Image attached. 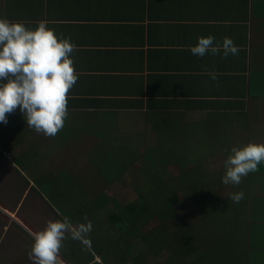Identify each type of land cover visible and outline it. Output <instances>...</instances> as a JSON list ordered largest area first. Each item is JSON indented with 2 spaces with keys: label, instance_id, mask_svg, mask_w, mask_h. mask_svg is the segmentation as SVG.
I'll return each instance as SVG.
<instances>
[{
  "label": "crops",
  "instance_id": "1",
  "mask_svg": "<svg viewBox=\"0 0 264 264\" xmlns=\"http://www.w3.org/2000/svg\"><path fill=\"white\" fill-rule=\"evenodd\" d=\"M0 17L31 28L47 21L58 35L70 37L78 46L72 58L79 73L69 90L65 127L54 138L30 129L18 109L0 123V168L10 167L15 175L9 181L0 175V264H34L28 256L31 233L64 215L74 225L86 216L93 227L91 251L76 240L64 241L63 264H103L104 240L112 235L104 227L105 192L121 178L119 164L114 173L110 164L120 159L121 149L143 159L148 151L158 154L160 146L165 154L159 158L215 161L208 174L217 177L218 196L244 192L239 203L228 199L233 216L221 224L222 236L204 238L188 257L205 253L219 264H264V163L239 187L222 183V162L232 146L264 142V0H0ZM207 35L216 44L230 37L241 51L227 58L222 50L193 55L190 47ZM208 73H216L217 81ZM28 145L50 158L65 152L64 158L91 160L87 166L103 158L106 165L97 168L102 181L86 183L83 204L72 200L65 214L61 188L75 192L73 182L49 187L48 171L36 168L37 158L44 159ZM19 152L28 172L17 160ZM190 207L187 201L177 208L178 221ZM238 230L244 246L235 254L228 244ZM224 231L227 242L220 244ZM113 256L108 263L126 261ZM188 257L178 263H189Z\"/></svg>",
  "mask_w": 264,
  "mask_h": 264
},
{
  "label": "clouds",
  "instance_id": "2",
  "mask_svg": "<svg viewBox=\"0 0 264 264\" xmlns=\"http://www.w3.org/2000/svg\"><path fill=\"white\" fill-rule=\"evenodd\" d=\"M77 50L70 37L58 35L47 21H38L31 28L22 21L0 17V123L7 124L8 115L18 109L30 129L54 138L65 127L69 90L79 79L72 58ZM189 50L201 58L208 53L217 55L221 50L227 58L241 51L230 37L225 36L222 44H216L212 35L198 37ZM208 74L217 81L216 73ZM222 163V183L239 187L244 177L258 171L264 163V142L232 146ZM243 198V191L228 195L234 203ZM85 221L74 225L67 215L49 219L45 227L31 233L29 259L34 264H63L60 252L67 239L76 240L84 250L91 251L93 225L86 216Z\"/></svg>",
  "mask_w": 264,
  "mask_h": 264
},
{
  "label": "rangeland",
  "instance_id": "3",
  "mask_svg": "<svg viewBox=\"0 0 264 264\" xmlns=\"http://www.w3.org/2000/svg\"><path fill=\"white\" fill-rule=\"evenodd\" d=\"M29 148L33 151V154L41 155L44 159V162L41 163L40 158H37L36 161L40 164L36 166V168H38L39 171H45V169L48 171L46 179L49 187L55 188L65 185V181H67L68 186L70 182H73V189L70 190H75V192H68V187L66 189L64 188L65 186L61 188L62 194L66 197L64 200H60L63 204L60 209L65 214H68V209L65 208V206L72 200L78 203L77 205L83 204L86 192L80 191L86 187V183H97L102 181V176L99 175L100 169L98 170L97 168L106 165L103 162V158L94 159V165L87 166L85 163L91 162V160L82 159V157L64 158L68 154L65 152L59 154V158H50L46 154L37 153L32 145H30ZM204 150L207 149L205 148ZM157 152L160 156L165 154L162 146H160ZM125 153L126 151L121 149L120 159H116V163H114V161L110 164L114 169L112 173L117 170L119 161L125 163L129 167V171H127L126 176L119 178L110 192H105L107 198V202L103 209L105 212H109L113 209L116 211L120 210L122 208L120 202L125 198V191L133 190L136 188V185L140 186L138 184L142 183V181L143 183L138 193H140L142 189L149 203L154 204L160 201L163 202L165 199L163 198L162 200V194L160 191L158 192L157 189L159 187L158 182H160V178L166 182L165 188H168V192L173 194L180 193V201L176 205V208L180 209L182 204L187 201L192 203V207L187 209L186 214L180 217V221H178V219L176 221H174L175 219H169L167 208L163 207L162 210L165 219L167 217L171 222H169L170 229L165 227L166 229L163 231L159 230V233L162 234L157 235L158 231H153L154 228H159L162 224L161 219L158 216H154L150 220L144 219L142 225H140L139 232L136 233L137 237L135 238L132 237L127 241H119V239H108L104 236V248L107 250V253H105L103 249L101 256L103 264H110L107 259L111 255L113 256V254V257H118L119 248H124L126 243L128 244L126 247H130V250L129 256L124 264H151V256H154L153 261H156V258H159L163 253L164 256L159 259L158 262L152 261V264H163L162 260L168 262V264H179V259H184V256L187 258L190 253L192 254L190 251L197 252V248H200V245H202L201 241H203L204 238L217 240L214 238L222 236L223 229L220 228V226L223 224L224 220L233 216V211L232 209H228V193L220 192V196H218L216 191H214L217 177L216 175L208 174V172H210L209 168L212 169L214 166L215 161L196 159L194 162V159H163L157 157L158 154L153 151H148L144 159H134L133 154L129 155ZM22 154V152H19V159L17 158V160L25 165V172H28L26 158L23 157ZM17 156L18 155H16V157ZM8 157L11 160V153L8 154ZM12 170L13 169H10V167L4 170L0 168V175L9 181L11 177L15 176ZM190 171H195L196 173L193 174ZM154 178H157V181L153 182ZM0 191L2 190L0 189ZM97 193L98 192H87V197L95 196ZM167 196H170V194ZM114 202L117 208L114 207ZM57 205L60 206V204ZM150 213V210L145 212V214L148 215H150ZM237 215H239V213ZM110 225L111 224L105 221L104 227L109 229ZM151 230L152 234H150L149 238H146V241L143 243L140 235L149 234ZM235 234H237V238L230 241L228 247L234 250L233 252L235 254H239L243 252L241 250L244 246L242 238L244 233L238 230L235 231ZM226 242L224 231V238L220 241V244ZM147 244H149L150 247H147ZM109 249H113V251H111L113 254L109 252ZM204 254L205 253L192 255L188 257V259L198 260L202 259L203 256L208 257ZM107 255L110 256L107 257ZM239 264H244L243 259L240 260Z\"/></svg>",
  "mask_w": 264,
  "mask_h": 264
},
{
  "label": "trees",
  "instance_id": "4",
  "mask_svg": "<svg viewBox=\"0 0 264 264\" xmlns=\"http://www.w3.org/2000/svg\"><path fill=\"white\" fill-rule=\"evenodd\" d=\"M126 153L128 152H132L131 149H126L125 150ZM125 153V154H126ZM129 155H131L132 153H128ZM133 157L135 159V154L133 153ZM144 159V158H143ZM196 160H194L195 162ZM118 166H119V170L121 171V176L120 177H124L126 176V173L125 172V168L128 166L125 164V163H122V162H118ZM121 164V165H120ZM191 168V167H190ZM191 170V169H190ZM192 173V171H190ZM181 173H184V172H181ZM180 173V174H181ZM157 178H154L153 182L154 181H157L156 180ZM143 183V181H142ZM142 183L138 184L140 186H135L136 188H134L133 190H128V191H125V198L122 200V202H120L122 204V208L120 210H110L109 212H105L104 210L102 211V213H104V217L103 219L105 221H107L109 224H111L109 226V229H108V232H109V235H111V239H119V241L121 240H129L131 239L132 237H137V232H139V228H140V225H142L144 219H152L154 216H158L161 221H162V224L161 226L158 228H154L153 231H158L157 235L158 234H162V233H159V230H164L166 229L165 227H168L170 229V224L169 222H171V220H174L176 221L178 218H179V212L177 211V208H176V205L179 203L180 201V193L179 194H173L171 192H168V188L166 187L165 188V184L166 182L160 178V182H158V185L159 187L157 188L158 189V192L160 191L161 194H162V200L163 198L165 199L163 202L160 201L159 203H149L148 202V199L145 198V192L142 191V189L140 190V193L139 192V189L141 188L142 186ZM170 196H167L169 195ZM105 203V202H104ZM103 203V204H104ZM117 204H120L118 202H116ZM115 207L117 208V205L115 204ZM163 207H166L167 208V211H168V218L171 219L169 221V219L166 217L165 219V215L163 213V210L162 208ZM148 210H150V215L148 214H145V212H148ZM94 219H97V216L94 217ZM167 228V229H168ZM152 234V230L150 231L149 234H145V235H140L141 237V240L142 242L144 243L146 241V238H149V235ZM118 235V236H116ZM130 237V238H129ZM162 238V236H161ZM128 244L126 243L124 248H119L120 250H118V256L120 258V260L124 261L128 258V254H129V250H130V247H126ZM147 247H150L149 244H147ZM113 251V249H109V252ZM112 253V252H111ZM113 254V253H112ZM114 255V254H113ZM164 256V253L161 254L159 256V258H156V261H153V258L154 256H151L152 260H151V263L152 261L153 262H158L159 259H161L162 257ZM183 259H179V261L181 262ZM186 264H219V261L218 259L215 260V259H210L209 257H205L203 256L202 259H195V260H191L190 259V262L189 263H186ZM231 264H234V263H231Z\"/></svg>",
  "mask_w": 264,
  "mask_h": 264
}]
</instances>
